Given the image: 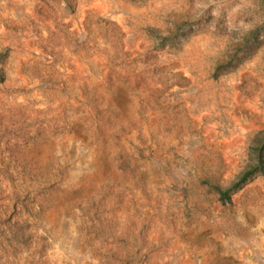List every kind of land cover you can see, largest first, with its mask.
Masks as SVG:
<instances>
[{"label": "rangeland", "instance_id": "rangeland-1", "mask_svg": "<svg viewBox=\"0 0 264 264\" xmlns=\"http://www.w3.org/2000/svg\"><path fill=\"white\" fill-rule=\"evenodd\" d=\"M261 155L264 0H0V264H264Z\"/></svg>", "mask_w": 264, "mask_h": 264}, {"label": "trees", "instance_id": "trees-1", "mask_svg": "<svg viewBox=\"0 0 264 264\" xmlns=\"http://www.w3.org/2000/svg\"><path fill=\"white\" fill-rule=\"evenodd\" d=\"M259 161H260V163H261L262 165H264V156H263V155H261V156L259 157ZM244 175H245V174H242V175H241V176H242V180H245Z\"/></svg>", "mask_w": 264, "mask_h": 264}]
</instances>
